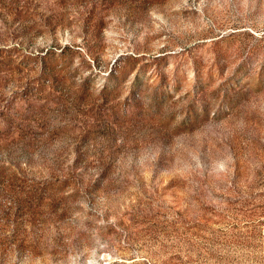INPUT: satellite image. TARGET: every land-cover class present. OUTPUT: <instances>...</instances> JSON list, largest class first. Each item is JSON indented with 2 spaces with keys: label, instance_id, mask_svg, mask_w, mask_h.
<instances>
[{
  "label": "rangeland",
  "instance_id": "1",
  "mask_svg": "<svg viewBox=\"0 0 264 264\" xmlns=\"http://www.w3.org/2000/svg\"><path fill=\"white\" fill-rule=\"evenodd\" d=\"M0 264H264V0H0Z\"/></svg>",
  "mask_w": 264,
  "mask_h": 264
}]
</instances>
